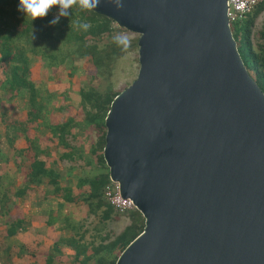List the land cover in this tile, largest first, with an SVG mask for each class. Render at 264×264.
<instances>
[{"label": "water", "instance_id": "obj_1", "mask_svg": "<svg viewBox=\"0 0 264 264\" xmlns=\"http://www.w3.org/2000/svg\"><path fill=\"white\" fill-rule=\"evenodd\" d=\"M119 2L90 10L139 36L104 119L109 180L144 219L115 264H264V93L227 0Z\"/></svg>", "mask_w": 264, "mask_h": 264}, {"label": "trees", "instance_id": "obj_2", "mask_svg": "<svg viewBox=\"0 0 264 264\" xmlns=\"http://www.w3.org/2000/svg\"><path fill=\"white\" fill-rule=\"evenodd\" d=\"M18 6L19 0H0V74L3 76L0 81V107L6 111L1 117L5 138L11 146L16 136L15 130H26L35 135L36 139L43 128L50 145L55 146L61 157L58 160L50 159L47 166L49 169L45 170V161L40 162L35 158L36 141L30 140L29 152H33L34 157L30 162L28 181L36 184L48 180L54 188V195L68 203L76 204L80 201L86 204L91 214L94 202L96 210L104 208L102 219L109 220L113 210L103 198V188L109 182L108 169L102 155L104 119L112 100L120 92L111 89L98 92L92 87L80 89L82 116L79 117L77 115L80 110L63 103L68 100V95L56 93L53 86L58 80L51 75L50 70H62L71 79V66L75 57L83 60L85 75L92 69L99 76L109 73L112 62L125 52L121 39L113 34L122 29L115 28V23L102 15L77 8H72L69 16L60 17L55 25L50 23L54 19L51 12L55 8L44 18L31 21L18 11ZM263 11L264 0L244 20L231 23L230 28L246 70L264 93V30L258 33L262 42L258 50H255L252 41L255 20ZM77 22H87L90 27L83 30L77 27ZM105 40L107 42H103ZM15 102L23 105L20 121L13 120L9 111L10 103ZM75 155L83 163L80 167L83 173L76 184L80 193L74 196L71 188L59 186L58 164H73ZM92 161L94 168L105 170L93 180L87 177V173H92ZM134 212L141 216L138 211ZM20 228V221L11 223L7 236H13ZM143 228L144 222L137 226L132 216L130 226L112 240L107 239L106 244L102 240L99 246L92 247L82 243V238L76 240L74 237L65 240V243L73 246L75 263L115 264L121 252ZM47 264H51L50 259Z\"/></svg>", "mask_w": 264, "mask_h": 264}, {"label": "crops", "instance_id": "obj_3", "mask_svg": "<svg viewBox=\"0 0 264 264\" xmlns=\"http://www.w3.org/2000/svg\"><path fill=\"white\" fill-rule=\"evenodd\" d=\"M77 105L80 107V102ZM22 108L21 102L10 103L9 111L13 120L20 121ZM74 109L79 108L74 106ZM5 114L6 111L0 107V264H47L48 259L51 264H79L75 263L73 246L67 245L65 240L72 237L76 240L82 238V243L97 247L102 240L106 244L107 239H113L107 235L98 234L96 227L92 232L86 229L84 221L88 217L97 215L102 222H106L113 219V214H118L126 219L121 232L130 226L132 216L137 226L144 222L143 217L137 215L134 210L119 214L113 208L111 218L103 220L104 208L96 210L94 202H92V214L84 203L85 211H81L75 205H80L82 202L73 204L63 201L62 198L53 194L54 188L48 180L36 184L29 182V166L34 157V153L29 152L30 140L36 141L35 158L40 162L45 161L47 164L45 170L49 169L47 167L49 160H58L61 154L57 152L55 146L50 145L43 128L40 129V135L36 139L35 135L26 130L24 132L20 129L15 130L16 136L10 146L5 138V127L1 122V117ZM10 131L13 133L12 129ZM80 166L77 155L73 164L68 162L58 164L59 186L71 188L74 196L80 193L76 189L77 179L83 173ZM93 166L92 161L90 175L92 180L99 173L105 172ZM72 168L74 170H71ZM87 174L88 177L90 173ZM17 221H20L21 228L16 234L8 237L6 233L9 225ZM80 259L83 260L82 257Z\"/></svg>", "mask_w": 264, "mask_h": 264}, {"label": "rangeland", "instance_id": "obj_4", "mask_svg": "<svg viewBox=\"0 0 264 264\" xmlns=\"http://www.w3.org/2000/svg\"><path fill=\"white\" fill-rule=\"evenodd\" d=\"M54 8L55 10L51 12V16L53 18H56L58 16L59 9L56 7ZM114 27L116 28L117 25L115 24ZM262 30H264V11L257 17L252 29V41L255 50H258V45L262 43L258 37V33H260ZM113 34L116 38L121 39L122 45L125 48V52L120 58L112 62L109 73H105L99 76L92 69V71L89 72L88 75H85V65L83 60L77 59L75 57L73 58L74 61L71 66L73 69V76L71 77V79H69L68 76L65 75L66 73L62 72V70H50L51 75H53L54 78L58 80L53 86L56 93H64L68 95V100L66 102L63 101L65 105L71 106L73 108L74 106H77V108H79L77 109V111H79L80 107L77 104H79L80 102V89H88L92 87L98 92H104L107 89H111L113 92H121L136 79L139 69L137 47L139 36L137 34L126 31L125 29L119 31L117 30ZM103 42L107 41L105 40ZM35 63L36 62L34 61V66L36 65ZM2 77L3 76L1 75L0 81L2 80ZM77 116H82V110L79 111V114ZM93 135L94 133L92 134V136ZM93 138L95 139V135ZM80 165H83V163L80 162ZM91 174H89V177H91ZM75 207L80 208L81 211H85V205L83 203H80V205H75ZM130 220L132 221V218ZM125 222L126 219L118 214H113V219L106 222H102L101 219L96 215V217H88V219L84 221V225L86 229L90 230V232H92L94 227H96V230H98V234L107 235V237L113 238L121 232V230L125 226Z\"/></svg>", "mask_w": 264, "mask_h": 264}, {"label": "clouds", "instance_id": "obj_5", "mask_svg": "<svg viewBox=\"0 0 264 264\" xmlns=\"http://www.w3.org/2000/svg\"><path fill=\"white\" fill-rule=\"evenodd\" d=\"M100 2L101 0H19L18 11L31 21H35L44 18L52 8L56 7L59 9L58 16L50 21L55 25L60 17L69 16L72 8L81 11L92 10L98 7ZM115 3L118 8L121 7L119 0H115ZM77 27L87 30L90 25L87 22H77Z\"/></svg>", "mask_w": 264, "mask_h": 264}, {"label": "built area", "instance_id": "obj_6", "mask_svg": "<svg viewBox=\"0 0 264 264\" xmlns=\"http://www.w3.org/2000/svg\"><path fill=\"white\" fill-rule=\"evenodd\" d=\"M261 2L262 0H227L229 23L244 20ZM103 198L119 214L135 210L131 200L120 195L119 185L110 180L103 188Z\"/></svg>", "mask_w": 264, "mask_h": 264}]
</instances>
